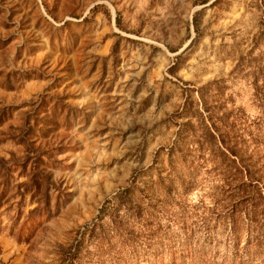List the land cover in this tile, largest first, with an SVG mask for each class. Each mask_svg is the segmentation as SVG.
Wrapping results in <instances>:
<instances>
[{
    "label": "rangeland",
    "instance_id": "374dc122",
    "mask_svg": "<svg viewBox=\"0 0 264 264\" xmlns=\"http://www.w3.org/2000/svg\"><path fill=\"white\" fill-rule=\"evenodd\" d=\"M4 109L0 159L29 123L60 191L0 207V264H239L208 131L264 181V0H0Z\"/></svg>",
    "mask_w": 264,
    "mask_h": 264
},
{
    "label": "trees",
    "instance_id": "16d2710c",
    "mask_svg": "<svg viewBox=\"0 0 264 264\" xmlns=\"http://www.w3.org/2000/svg\"><path fill=\"white\" fill-rule=\"evenodd\" d=\"M7 111L9 109L0 111V125L5 121ZM27 125L26 130H20L18 136H13L18 144L26 147L25 156L15 161L14 164H10L11 166L8 165V162L0 159V207L19 197L20 201L15 203L21 210L25 198L28 197L30 202L37 203L38 207L43 209L50 205L51 192L60 191L59 187L52 181L50 173L41 168L44 162L38 153L32 154V151L28 149L30 144L28 137L32 135L34 130H41L30 126L29 123ZM208 133L216 141L214 145L210 146V150L214 154L213 160L215 163L217 161V165L220 166V168H216V171H218L217 175L223 184L218 193L213 195L212 206L213 210L220 211L222 218L228 223L233 237L232 247L235 251V261L238 260L240 264L242 255L246 254L249 248L244 247L240 250L237 247L240 225L245 227L246 246L253 244L254 247L259 248L264 245V181L262 176H257L259 173L253 170L252 157L243 160L242 157L238 156L240 153L238 148L224 146L223 139L216 140L214 134L210 131ZM253 143L259 144L260 141L254 142L253 140ZM204 145L207 146L208 142L200 143V152L205 151ZM217 154L221 160H218ZM29 165L30 169L28 170ZM15 166L22 169L26 181L11 187L10 182L13 179L11 174ZM135 179L133 178V181ZM158 180L164 181L166 178L158 176ZM141 213L142 211L139 209L136 216L141 215ZM96 228H98L97 224H93L90 233H95ZM84 234L83 232L82 235ZM150 239L148 238V240ZM182 252V258L191 260V263L188 264H197L190 251L185 248ZM153 255L157 256V254Z\"/></svg>",
    "mask_w": 264,
    "mask_h": 264
}]
</instances>
